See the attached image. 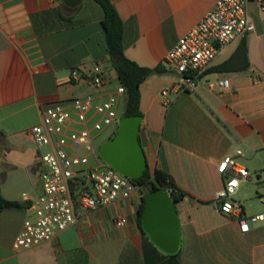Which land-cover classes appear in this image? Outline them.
<instances>
[{
  "label": "crops",
  "instance_id": "0c3cea01",
  "mask_svg": "<svg viewBox=\"0 0 264 264\" xmlns=\"http://www.w3.org/2000/svg\"><path fill=\"white\" fill-rule=\"evenodd\" d=\"M217 1L111 0L124 23L125 56L139 66L164 69L140 86L145 132L139 137L150 170L166 172L187 193L176 203L178 264H264V221L243 233L235 218L215 208L225 183L218 165L225 156L243 149L257 164L255 172L264 166V12L258 2L248 4L256 30L246 35V49H240L243 38L229 44L194 92L170 90L162 96L180 79L164 64L168 51ZM103 17L94 0L77 6L69 0H0V189L5 199L25 206L0 210V264H170L138 227L143 191L128 201L83 211L76 225L50 242L19 251L13 247L27 207L42 191L31 133L41 122L42 105L91 90L71 80L72 69L80 65L100 63L110 87L118 81ZM222 76L230 80L228 90L208 88L207 80ZM261 187L254 176L241 182L234 199L245 216L264 212ZM121 216L128 222L116 227L114 220Z\"/></svg>",
  "mask_w": 264,
  "mask_h": 264
},
{
  "label": "built area",
  "instance_id": "2783aa9c",
  "mask_svg": "<svg viewBox=\"0 0 264 264\" xmlns=\"http://www.w3.org/2000/svg\"><path fill=\"white\" fill-rule=\"evenodd\" d=\"M257 1L264 12V0H218L215 6L168 51L164 64L179 74V81L170 90L194 92L212 69L218 54L229 44L256 30L248 12V4ZM264 41V31L262 33ZM74 84H83L90 91L63 100L44 103L41 122L31 133L39 151L41 195L27 207L28 216L14 239L15 250H26L50 242L55 236L78 223L83 211L96 210L128 201L143 186L114 170L99 155L97 138L109 127L118 124L119 108L125 88L111 86L102 64L84 65L71 71ZM209 89L230 88L226 76L205 82ZM109 87V89H108ZM144 131L140 128V131ZM145 134V133H144ZM243 149L225 156L218 171L225 183L215 200V208L239 223L246 233L250 224L264 221V212L245 216L242 205L234 199L243 180L252 176L240 163ZM264 188V166L257 174ZM264 204V192L260 195ZM124 216L114 220L116 227L126 225Z\"/></svg>",
  "mask_w": 264,
  "mask_h": 264
},
{
  "label": "water",
  "instance_id": "95a60500",
  "mask_svg": "<svg viewBox=\"0 0 264 264\" xmlns=\"http://www.w3.org/2000/svg\"><path fill=\"white\" fill-rule=\"evenodd\" d=\"M77 6L80 0H69ZM115 61L120 55H113ZM142 116H122L116 135L102 144L100 157L114 170L139 179L148 168V159L140 141ZM145 202L141 215L142 230L151 242L168 255L176 254L181 244V226L176 202L166 188L152 190L143 195Z\"/></svg>",
  "mask_w": 264,
  "mask_h": 264
},
{
  "label": "trees",
  "instance_id": "16d2710c",
  "mask_svg": "<svg viewBox=\"0 0 264 264\" xmlns=\"http://www.w3.org/2000/svg\"><path fill=\"white\" fill-rule=\"evenodd\" d=\"M94 1L103 9V25L106 31V42L110 60L115 68L118 82L125 88L123 116H142L140 111V86L148 76L155 73H162L164 69L159 66L155 68L142 67L128 59L124 54V23L115 6L111 0ZM243 48L246 49V36L241 40L240 49ZM117 54L120 55V59L115 61L112 56ZM1 137L2 133L0 132V138ZM113 137L112 135L110 139ZM134 182L143 186V189L146 190L145 193L159 188H166L176 203L182 201L187 196L186 192L177 188L173 178L160 169L151 171L148 167L143 176L134 180ZM144 205L145 202L142 198V203L137 215L138 227L141 230V234L157 252L162 254L163 258H168L170 264H178L177 257L179 256L180 250L174 255L164 253L151 242L148 235L142 230L141 215ZM22 208H25L22 203L5 199L0 189V210Z\"/></svg>",
  "mask_w": 264,
  "mask_h": 264
},
{
  "label": "rangeland",
  "instance_id": "374dc122",
  "mask_svg": "<svg viewBox=\"0 0 264 264\" xmlns=\"http://www.w3.org/2000/svg\"><path fill=\"white\" fill-rule=\"evenodd\" d=\"M113 84H115V86L118 84V81H116V78L113 81ZM79 94H75L74 96H77ZM123 111H124V103L122 102L119 108V116L120 118L123 116ZM118 132V124H115L111 127H109L108 129H106L96 140L95 144L97 147V150L99 151L100 147L102 146L103 143H105L106 141H108L110 139V137L113 135L115 136L116 133ZM248 158H241L240 159V163H242L251 173L252 176H254L255 178V182H258L257 180V174H262V170H257L258 172H255L254 167L257 166V164L252 163ZM263 188V187H261ZM146 190L143 189V192L145 193ZM258 200V199H257Z\"/></svg>",
  "mask_w": 264,
  "mask_h": 264
}]
</instances>
